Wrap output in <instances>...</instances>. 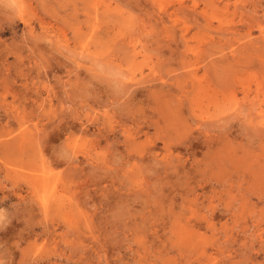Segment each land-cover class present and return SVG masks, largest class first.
Segmentation results:
<instances>
[{
  "label": "rangeland",
  "instance_id": "1",
  "mask_svg": "<svg viewBox=\"0 0 264 264\" xmlns=\"http://www.w3.org/2000/svg\"><path fill=\"white\" fill-rule=\"evenodd\" d=\"M0 264H264V0H0Z\"/></svg>",
  "mask_w": 264,
  "mask_h": 264
}]
</instances>
